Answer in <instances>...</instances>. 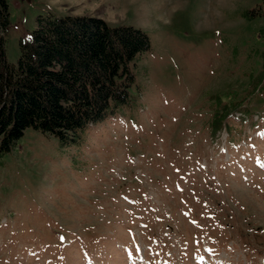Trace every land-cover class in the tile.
Here are the masks:
<instances>
[{
    "label": "rangeland",
    "instance_id": "1",
    "mask_svg": "<svg viewBox=\"0 0 264 264\" xmlns=\"http://www.w3.org/2000/svg\"><path fill=\"white\" fill-rule=\"evenodd\" d=\"M145 33L131 103L62 146L0 147V264H264V0H8ZM1 145V141H0Z\"/></svg>",
    "mask_w": 264,
    "mask_h": 264
},
{
    "label": "trees",
    "instance_id": "2",
    "mask_svg": "<svg viewBox=\"0 0 264 264\" xmlns=\"http://www.w3.org/2000/svg\"><path fill=\"white\" fill-rule=\"evenodd\" d=\"M0 0V25L9 22ZM17 66L7 62L0 37V141L9 152L26 130L76 144L131 103V65L151 49L149 37L130 27L113 28L91 17H47L20 42Z\"/></svg>",
    "mask_w": 264,
    "mask_h": 264
}]
</instances>
